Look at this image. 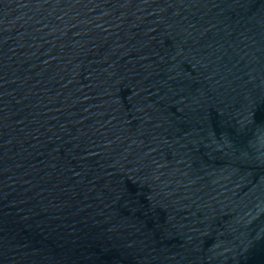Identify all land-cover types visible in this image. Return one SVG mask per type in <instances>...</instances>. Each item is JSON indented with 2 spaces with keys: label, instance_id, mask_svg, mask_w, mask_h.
I'll return each mask as SVG.
<instances>
[{
  "label": "water",
  "instance_id": "1",
  "mask_svg": "<svg viewBox=\"0 0 264 264\" xmlns=\"http://www.w3.org/2000/svg\"><path fill=\"white\" fill-rule=\"evenodd\" d=\"M0 264H264V0H0Z\"/></svg>",
  "mask_w": 264,
  "mask_h": 264
}]
</instances>
